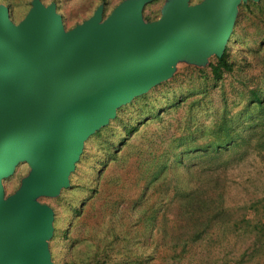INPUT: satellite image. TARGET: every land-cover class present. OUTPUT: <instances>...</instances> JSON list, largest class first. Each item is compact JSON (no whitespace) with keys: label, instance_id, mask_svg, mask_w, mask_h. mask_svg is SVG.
Listing matches in <instances>:
<instances>
[{"label":"rangeland","instance_id":"1","mask_svg":"<svg viewBox=\"0 0 264 264\" xmlns=\"http://www.w3.org/2000/svg\"><path fill=\"white\" fill-rule=\"evenodd\" d=\"M40 1L71 31L98 11L106 21L128 0ZM171 1L147 0L144 24ZM34 2L0 7L19 25ZM225 52L233 71L219 82L215 53L169 65L85 140L67 187L34 196L53 212L52 264H264L255 231L264 223V106L251 99L264 95V0L237 2ZM31 175L19 163L2 181L5 198Z\"/></svg>","mask_w":264,"mask_h":264},{"label":"water","instance_id":"2","mask_svg":"<svg viewBox=\"0 0 264 264\" xmlns=\"http://www.w3.org/2000/svg\"><path fill=\"white\" fill-rule=\"evenodd\" d=\"M238 1L172 0L144 24L147 0H128L71 31L40 0L19 25L0 7V264H52L53 212L34 196L67 187L85 140L169 65L199 52L221 57ZM21 162L32 175L6 199L2 181Z\"/></svg>","mask_w":264,"mask_h":264},{"label":"trees","instance_id":"3","mask_svg":"<svg viewBox=\"0 0 264 264\" xmlns=\"http://www.w3.org/2000/svg\"><path fill=\"white\" fill-rule=\"evenodd\" d=\"M210 69L213 80H215L216 82L221 81L224 78L225 74L231 73L233 71V64H231L230 62L229 54L225 52L221 57L217 58L215 63L210 64ZM251 99H253L254 103L258 104L259 106H264V95H260L259 91H252ZM225 130L226 127H224V131ZM255 231L258 238H263L264 223L255 227Z\"/></svg>","mask_w":264,"mask_h":264}]
</instances>
